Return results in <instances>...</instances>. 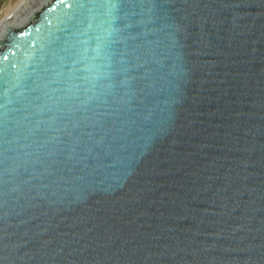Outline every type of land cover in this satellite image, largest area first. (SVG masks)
Wrapping results in <instances>:
<instances>
[{
	"label": "water",
	"instance_id": "1",
	"mask_svg": "<svg viewBox=\"0 0 264 264\" xmlns=\"http://www.w3.org/2000/svg\"><path fill=\"white\" fill-rule=\"evenodd\" d=\"M0 264H264V0H26Z\"/></svg>",
	"mask_w": 264,
	"mask_h": 264
},
{
	"label": "rangeland",
	"instance_id": "2",
	"mask_svg": "<svg viewBox=\"0 0 264 264\" xmlns=\"http://www.w3.org/2000/svg\"><path fill=\"white\" fill-rule=\"evenodd\" d=\"M26 0H0V27L8 17L15 15Z\"/></svg>",
	"mask_w": 264,
	"mask_h": 264
},
{
	"label": "bare ground",
	"instance_id": "3",
	"mask_svg": "<svg viewBox=\"0 0 264 264\" xmlns=\"http://www.w3.org/2000/svg\"><path fill=\"white\" fill-rule=\"evenodd\" d=\"M20 8H21V7H20ZM8 18H10V17H8ZM8 18H7V19H8ZM1 26H2V25H1ZM0 28H1V27H0Z\"/></svg>",
	"mask_w": 264,
	"mask_h": 264
}]
</instances>
